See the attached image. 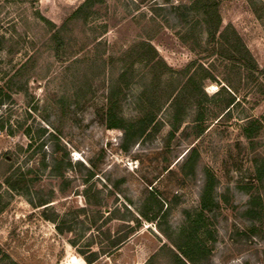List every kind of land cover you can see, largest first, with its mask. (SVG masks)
<instances>
[{"label": "rangeland", "instance_id": "374dc122", "mask_svg": "<svg viewBox=\"0 0 264 264\" xmlns=\"http://www.w3.org/2000/svg\"><path fill=\"white\" fill-rule=\"evenodd\" d=\"M93 1L75 17L85 0H0V264H175L172 238L199 209L206 170L218 205L198 264H264V218L246 214L264 199V85L205 55L202 25L174 18L180 0ZM219 9L264 69V0ZM145 41L175 70L198 58L216 81L182 87L184 74L168 73L155 87ZM111 93L126 121L156 114L128 149L108 126Z\"/></svg>", "mask_w": 264, "mask_h": 264}, {"label": "trees", "instance_id": "16d2710c", "mask_svg": "<svg viewBox=\"0 0 264 264\" xmlns=\"http://www.w3.org/2000/svg\"><path fill=\"white\" fill-rule=\"evenodd\" d=\"M93 0H85L74 12L75 17L83 16L84 11L92 8ZM220 0H180L178 5H173L172 10L174 18L180 23L188 24L189 18L196 19L195 24L189 28H194L197 23L202 25L205 32V55L207 57L221 58L228 62L233 69H236L240 76L244 79L256 81L260 86L264 85V69H261L255 57L247 47L240 33L232 26L222 27V18L220 14ZM191 22V21H190ZM191 24V23H190ZM56 33L55 36L59 35ZM184 38V37H183ZM144 50L143 56L139 59L156 70L154 80L155 87H162L164 76L168 73H180L186 77L182 87H204L206 83L216 81L214 73L211 69L200 63L196 58L189 62L187 66L181 70H175L167 64V62L158 54L157 49L148 42L138 44ZM198 64V65H197ZM197 67H194L196 66ZM194 71L192 72V69ZM192 72V73H191ZM198 72L203 74L202 79L197 80ZM126 73H123V77ZM227 86L235 85L230 79L225 78ZM111 87H120V85H112ZM225 87V86H222ZM155 97L153 96L152 99ZM110 106L108 108V126L109 128H118L124 130L125 145L128 149L129 144L136 143L152 126L155 121L156 114L150 112L144 114L136 122L126 121L122 116H118L116 112V102L113 101V93H111ZM260 122L257 119L249 121L243 126V132L248 137H253L258 131ZM203 129H201L202 131ZM196 149L193 150L189 160L196 156ZM57 160H55V163ZM57 169L55 164L54 171ZM254 180L256 183H264V160L256 162ZM217 180L212 172L205 171V178L200 193V207L198 210L186 211V219L184 225L178 234V238H172L173 245L176 250L172 249L175 264H198L199 261L207 259L210 249L201 239V233L207 230L206 214L214 212L218 203L216 200ZM49 199H41L40 205L44 206L50 203ZM249 207L246 214L251 218H264V199L259 196H252L249 201ZM143 217L150 219L146 213H141ZM52 220V219H51ZM55 221V219H53ZM128 236L117 239L112 242L113 247L117 248L122 244ZM1 253V249H0ZM96 256L88 257L87 263L93 264ZM187 260V261H186Z\"/></svg>", "mask_w": 264, "mask_h": 264}, {"label": "built area", "instance_id": "2783aa9c", "mask_svg": "<svg viewBox=\"0 0 264 264\" xmlns=\"http://www.w3.org/2000/svg\"><path fill=\"white\" fill-rule=\"evenodd\" d=\"M65 264H76V263H74V262H66Z\"/></svg>", "mask_w": 264, "mask_h": 264}]
</instances>
